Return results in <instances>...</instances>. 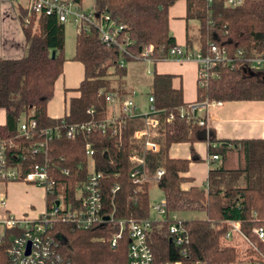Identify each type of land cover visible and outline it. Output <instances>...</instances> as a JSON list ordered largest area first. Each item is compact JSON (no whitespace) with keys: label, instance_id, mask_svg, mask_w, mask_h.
Instances as JSON below:
<instances>
[{"label":"trees","instance_id":"trees-1","mask_svg":"<svg viewBox=\"0 0 264 264\" xmlns=\"http://www.w3.org/2000/svg\"><path fill=\"white\" fill-rule=\"evenodd\" d=\"M81 2V0H75ZM98 13H106L123 25L132 40L128 50L138 52L140 47H152V62L163 60L170 48L176 47L167 26V9L176 0H90ZM18 7V18L26 44L25 53L16 59L0 58V108L4 110V124L0 125V137L13 138L17 123L28 115L35 121L32 137L15 139L23 145L39 139L37 134L46 127H57L58 138L49 141L45 155H30L32 163H44L55 186L47 195V205L54 203L58 195L72 208L79 204L75 193L86 180L90 169L100 173L98 182L102 215L112 214V220L88 229H77L69 223L53 225L54 240L60 257L70 264H125L128 235L125 226L114 246L110 245L113 234L119 231V220L143 219L149 216L148 183H133L130 171L133 163L129 153L142 152V139L133 138V132L142 128L139 117L127 118L119 136L91 130L81 132L69 139L63 135L65 127L85 122H100L106 117L108 105L104 99L107 92L119 97L125 94L123 77L126 70L116 62L121 53L115 46H107L98 39L95 29L78 32L74 36L72 59L81 63L83 77L70 98L66 113L60 118L46 114L47 102L53 93V84L60 75L64 61L63 24L54 15L33 14L28 17ZM185 19L197 22L196 47L205 53L208 44L225 49L229 55L240 52L230 69L218 65L217 78L208 81L205 89H196V100L209 101H264V68L251 69L243 59L264 54V0H242L239 6L230 8L224 0H185ZM188 52L192 42L186 38L183 46ZM130 59L126 58V61ZM171 74L152 73L149 94L159 119L156 152L144 154L145 170L153 175L162 168V175L155 181L165 202V218L153 221L147 234V244L156 262L200 261L203 264H235L240 261L251 264L264 253L262 245L251 233L252 228L264 231V139H217L209 128L185 122L179 117L182 101L180 88H172ZM171 120L166 121L168 114ZM206 143V154L217 160L208 162L203 186H190L186 190L180 183L181 175L189 160L171 158L167 151L171 144L185 142L190 145L191 160L199 157L191 149L193 142ZM89 143L92 155L85 154ZM12 162L13 150L9 152ZM66 170V172H65ZM117 185L114 193L110 189ZM170 212H202L204 218L182 220L188 243H174L168 232ZM226 220L238 222L240 231L255 246L240 248L225 239L229 226ZM7 236L15 234L3 229ZM0 244V264H7L5 247ZM240 248V249H239Z\"/></svg>","mask_w":264,"mask_h":264},{"label":"built area","instance_id":"built-area-1","mask_svg":"<svg viewBox=\"0 0 264 264\" xmlns=\"http://www.w3.org/2000/svg\"><path fill=\"white\" fill-rule=\"evenodd\" d=\"M19 1L25 12L23 24L26 25L28 17L34 15H54L60 24L69 23L76 33L88 32L91 28L95 29L98 39L107 46H115L121 53L116 65L123 67L126 58L135 61L152 62V47L145 45L140 47L138 52L132 53L127 48L133 42L129 35L123 31V25L111 18L106 13H98L90 8L85 10L81 2L75 0H16ZM242 0H224V5L230 8L239 6ZM240 55L237 52L229 55L223 48H217L214 44H208V50L201 53L197 47H192L190 51L185 52L183 47L176 46L168 49L165 59L183 61L192 60L196 65V89H205L209 80L218 77L216 67L218 65L233 67V62ZM248 63L251 69L264 68V54L243 59ZM104 99L108 105L106 117L100 122H83L72 124L64 128L63 135L72 139L81 132L99 130L105 132L107 129L112 135L119 136L120 128L127 118L139 117L142 120V128L133 132V138L142 139V152L135 151L129 153L128 159L132 162L133 168L130 171V177L133 183L141 184L149 178L145 170L144 154L146 151L156 152L158 144L154 140L157 135L159 119L156 116L158 110L153 107L152 96L149 94L146 100L145 110H139L131 94L127 93L119 97L114 92H107ZM212 101L207 98H201L193 102L186 103L179 109V117L185 122L195 123L198 126L206 127V110ZM169 113L165 120H171ZM35 121L28 115L21 117L17 123L16 133L13 138L0 137V184L10 182L27 183L40 187L44 191L46 201L45 209L36 217L28 216L14 217L2 215L0 217V226L2 229H12L15 234L9 235L5 254L7 264H70L64 261L58 254V244L54 240L55 233L53 225L55 223H69L77 229H88L98 226L106 221L112 220V214L102 215L101 199L99 191L100 173L90 167L86 180L78 187L75 196L79 200L76 207L65 204L58 195L54 197V203L47 205V195L53 192L55 182L50 178L45 162L30 163L27 157L35 154L46 153L47 144L54 138L61 135L57 127H46L37 134L39 139L30 144L23 145L15 142V139L32 137ZM13 150L15 162L9 157V152ZM92 149L89 143L85 144V154L87 157L92 155ZM217 160V156L210 155L206 161ZM66 172V170H65ZM163 173L162 168H157L151 179L156 181ZM117 185H114L110 192L114 193ZM0 204L5 205L3 196H0ZM155 214V217L143 219L119 220V231L112 235L110 245L114 246L115 241L120 237L121 228L125 226L128 235V245L126 250L125 264H203L200 261H163L158 263L154 260L150 247L147 244V234L150 230V224L153 221H161L165 218V202L161 199L156 204L149 206ZM158 217L160 220H158ZM168 218V217H167ZM168 232L172 236L174 243L181 246L180 254L185 256L184 246L188 243V236L182 220L174 216L168 218ZM229 230L225 233V239L237 237L245 246L256 250L252 241L244 235L238 226V222L226 220ZM251 233L256 239L264 245V231L261 228H252ZM251 264H264V253H258V259Z\"/></svg>","mask_w":264,"mask_h":264},{"label":"crops","instance_id":"crops-1","mask_svg":"<svg viewBox=\"0 0 264 264\" xmlns=\"http://www.w3.org/2000/svg\"><path fill=\"white\" fill-rule=\"evenodd\" d=\"M21 4L16 0H0V58L16 59L21 57L26 50L22 26L18 18V7ZM167 26L173 36L175 44L183 47L186 38L196 47L197 22L193 19H185V0H176L167 9ZM74 47V43H73ZM71 55L64 54V61L60 75L53 84L51 99L46 105V114L50 118H60L67 111L70 98L76 97L75 88L83 77V68L80 62L73 60ZM152 65V73L171 74L172 88H180L184 103L196 100V65L192 60L163 59L155 62H147ZM127 73V72H126ZM123 77V90L125 94L140 93L136 87L126 83V74ZM149 81V84H150ZM148 91L145 101L139 97L133 98L139 110H145ZM137 96V95H136ZM139 96V95H138ZM109 109V108H108ZM206 127L211 129L217 139H264V101H212L206 110ZM4 124V110L0 108V125ZM191 149L199 157V161L191 160L190 145L185 142L173 143L169 146L167 154L171 158L188 159L187 170L181 173L186 179L180 183V188L186 190L190 186H203L207 175L208 162L206 158V143L197 141L191 144ZM149 182L152 175H148ZM156 185V184H155ZM0 196H3L5 205L1 204V216L14 217L38 216L46 206L44 191L27 183L10 182L0 184ZM163 199V198H162ZM175 217V213L170 212ZM167 217H169V214ZM170 216V217H171ZM155 217V214L154 216ZM178 218V217H176ZM204 218V217H203ZM188 220L185 218H178ZM201 219V218H199ZM158 220L160 218L158 217Z\"/></svg>","mask_w":264,"mask_h":264},{"label":"rangeland","instance_id":"rangeland-1","mask_svg":"<svg viewBox=\"0 0 264 264\" xmlns=\"http://www.w3.org/2000/svg\"><path fill=\"white\" fill-rule=\"evenodd\" d=\"M81 6L85 10H90L91 8V1L90 0H81ZM26 15L24 16V18ZM63 34H64V47H63V53L65 55H71L73 53V43H74V36L76 34L75 28L69 24V23H64L63 24ZM124 68L126 70V78L125 81L126 83L130 84L131 86H135L136 89L140 91V93L134 94L133 98L139 97L142 101H145V95L148 91V84L150 81V74H147L146 71L149 70L150 72L152 71V65L147 62L143 61H135V60H128L125 61ZM137 95V96H136ZM139 95V96H138ZM146 106V103H145ZM88 169H90V165L88 166ZM147 195H148V203L149 206H152L159 202L163 196L162 192L156 187L154 182H149L148 188H147ZM1 205H0V212H1ZM149 217H153L154 213L153 211L149 208ZM172 214H169V217ZM175 217L178 218H185V219H193V218H203L204 214L202 212H178L174 214ZM1 217V214H0ZM5 232L0 226V244L1 243H7L9 236L7 234H4ZM232 243L234 245H239L240 248H244L243 242L237 238L234 237L232 240ZM239 248V249H240ZM235 264H246L245 262H238Z\"/></svg>","mask_w":264,"mask_h":264}]
</instances>
